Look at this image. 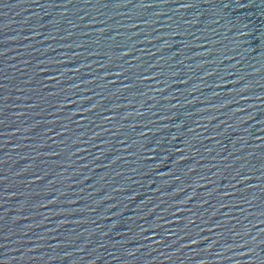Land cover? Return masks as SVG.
<instances>
[{
  "label": "water",
  "instance_id": "water-1",
  "mask_svg": "<svg viewBox=\"0 0 264 264\" xmlns=\"http://www.w3.org/2000/svg\"><path fill=\"white\" fill-rule=\"evenodd\" d=\"M0 264H264V0H0Z\"/></svg>",
  "mask_w": 264,
  "mask_h": 264
}]
</instances>
